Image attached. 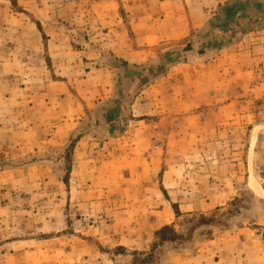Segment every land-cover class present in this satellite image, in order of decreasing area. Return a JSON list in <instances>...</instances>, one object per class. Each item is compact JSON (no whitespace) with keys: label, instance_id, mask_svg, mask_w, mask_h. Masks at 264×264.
<instances>
[{"label":"rangeland","instance_id":"obj_1","mask_svg":"<svg viewBox=\"0 0 264 264\" xmlns=\"http://www.w3.org/2000/svg\"><path fill=\"white\" fill-rule=\"evenodd\" d=\"M263 85L264 0H0V264H264Z\"/></svg>","mask_w":264,"mask_h":264},{"label":"trees","instance_id":"obj_2","mask_svg":"<svg viewBox=\"0 0 264 264\" xmlns=\"http://www.w3.org/2000/svg\"><path fill=\"white\" fill-rule=\"evenodd\" d=\"M176 215L179 217L180 214L176 211ZM205 217H201L200 224L205 223ZM182 236L177 234L173 226H165L155 233V242L152 244V249H155L157 245L164 244L166 242H174L181 239ZM153 251V250H152ZM152 258V253L147 255L146 258L140 260L141 264H148Z\"/></svg>","mask_w":264,"mask_h":264},{"label":"bare ground","instance_id":"obj_3","mask_svg":"<svg viewBox=\"0 0 264 264\" xmlns=\"http://www.w3.org/2000/svg\"><path fill=\"white\" fill-rule=\"evenodd\" d=\"M255 143H256V134H254L252 139H251V148L254 147ZM253 179L254 178L252 177V180L250 182H251V184H252V186L254 188L255 193L260 195V196H262V197H264V190Z\"/></svg>","mask_w":264,"mask_h":264},{"label":"crops","instance_id":"obj_4","mask_svg":"<svg viewBox=\"0 0 264 264\" xmlns=\"http://www.w3.org/2000/svg\"><path fill=\"white\" fill-rule=\"evenodd\" d=\"M264 86V85H263Z\"/></svg>","mask_w":264,"mask_h":264}]
</instances>
